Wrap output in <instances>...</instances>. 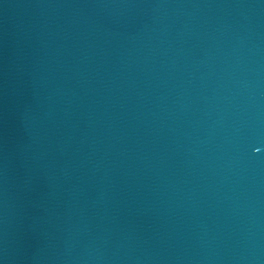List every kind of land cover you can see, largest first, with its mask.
Segmentation results:
<instances>
[{
	"label": "water",
	"instance_id": "obj_1",
	"mask_svg": "<svg viewBox=\"0 0 264 264\" xmlns=\"http://www.w3.org/2000/svg\"><path fill=\"white\" fill-rule=\"evenodd\" d=\"M0 264H264V0H0Z\"/></svg>",
	"mask_w": 264,
	"mask_h": 264
}]
</instances>
